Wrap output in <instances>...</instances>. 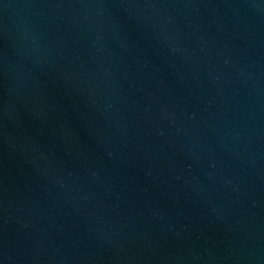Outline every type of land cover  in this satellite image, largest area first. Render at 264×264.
Listing matches in <instances>:
<instances>
[{"label":"water","instance_id":"95a60500","mask_svg":"<svg viewBox=\"0 0 264 264\" xmlns=\"http://www.w3.org/2000/svg\"><path fill=\"white\" fill-rule=\"evenodd\" d=\"M0 264H264V0H0Z\"/></svg>","mask_w":264,"mask_h":264}]
</instances>
